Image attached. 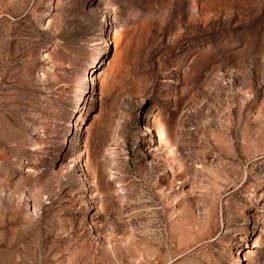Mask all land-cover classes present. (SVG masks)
I'll return each mask as SVG.
<instances>
[{
	"label": "rangeland",
	"instance_id": "1",
	"mask_svg": "<svg viewBox=\"0 0 264 264\" xmlns=\"http://www.w3.org/2000/svg\"><path fill=\"white\" fill-rule=\"evenodd\" d=\"M0 264H264V0H0Z\"/></svg>",
	"mask_w": 264,
	"mask_h": 264
}]
</instances>
